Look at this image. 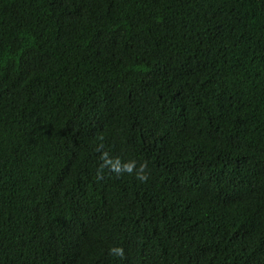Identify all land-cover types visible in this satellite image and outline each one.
<instances>
[{"label":"trees","instance_id":"16d2710c","mask_svg":"<svg viewBox=\"0 0 264 264\" xmlns=\"http://www.w3.org/2000/svg\"><path fill=\"white\" fill-rule=\"evenodd\" d=\"M0 264H264V0H0Z\"/></svg>","mask_w":264,"mask_h":264}]
</instances>
